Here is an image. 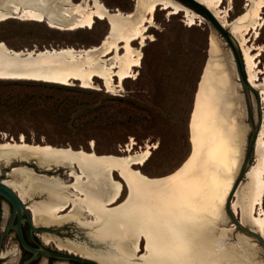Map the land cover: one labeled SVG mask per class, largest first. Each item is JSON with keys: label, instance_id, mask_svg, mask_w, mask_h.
Listing matches in <instances>:
<instances>
[{"label": "bare ground", "instance_id": "6f19581e", "mask_svg": "<svg viewBox=\"0 0 264 264\" xmlns=\"http://www.w3.org/2000/svg\"><path fill=\"white\" fill-rule=\"evenodd\" d=\"M202 1L218 17L222 0ZM159 5L170 13L184 10L190 24L199 17L175 0H136L134 12L112 10L100 0H0V21L7 18L34 20L61 30L92 27L96 18L109 23V31L101 42L84 48L15 50L0 40V79L58 84L78 80L92 87L96 76L105 79L108 85H114L117 76L121 85L141 62V51L132 46V41L140 39L144 43ZM263 6L264 0H247L246 11L238 18L244 20L252 16L253 20L244 25L239 36L236 32L240 27L230 31L239 44L248 81L259 90L263 118L255 142L256 160L246 172L247 189L235 190L231 209L238 215L240 207L241 223L248 224L262 237L264 81L259 80V70L256 71V57L260 52L251 53L254 47L245 45L249 38L244 34L252 29L255 36L258 35L263 23L260 16ZM218 49L216 40L210 38L209 58L198 84L190 120L191 154L173 173L149 177L139 170L137 165H144L151 155V145L133 152L132 141L123 148L124 154H96L83 149L29 144L21 135L19 141L0 142V165L34 159L43 168H69L68 175L73 182L65 184L58 176L38 174L25 165L13 167L12 178L1 181L12 188L21 201L46 192L45 200L28 206L34 221L47 225L78 220L90 240L71 245L100 264H260L254 260V251L247 240L229 243L224 231L213 234L211 228L214 220L219 219L215 215L218 201L223 200V195L232 187V179L226 176L237 167L242 132L236 122L237 108L229 91L228 74L216 58ZM115 171L123 182L114 178ZM123 185L128 190L126 199L110 207L121 197ZM68 208L65 216L59 214ZM85 215L92 217L89 223L80 220ZM142 237L148 253L135 258ZM177 246L181 250H177Z\"/></svg>", "mask_w": 264, "mask_h": 264}, {"label": "rangeland", "instance_id": "374dc122", "mask_svg": "<svg viewBox=\"0 0 264 264\" xmlns=\"http://www.w3.org/2000/svg\"><path fill=\"white\" fill-rule=\"evenodd\" d=\"M100 1L108 8L119 9L122 12H134L136 8V0ZM197 1L204 3L202 0ZM246 2L247 0H222L216 17L229 31L236 29V26L240 27L236 32L238 36L244 25L253 20L252 16L244 20L238 18L246 11ZM190 10L199 16L195 18L193 24H190L184 10L170 13L160 5L157 7L153 14V22L146 31L144 43L142 44L140 39L132 41V46L141 51L140 65L133 67L134 71L121 82V85L117 76L114 77V85H108L105 79L96 76L92 87H87L78 80L57 84L29 79H0V142L11 139L19 141L22 135L23 140L29 144H49L54 147L94 151L96 154L121 155L124 154L123 148L125 149L127 144L133 141V152L145 148L146 145L152 146L151 155L145 164L137 165L143 174L149 177L171 174L180 168L191 154V114L198 84L209 58V39L214 38L219 48L216 58L223 64L228 74L229 91L235 98L234 103L237 108L236 122L242 130L239 134L237 167L226 176L227 178L224 177L232 179L231 186L251 134L247 100L238 80L228 44L210 21L197 11ZM260 16L263 18V23L258 28V35L255 36L251 29L248 34H244V37L249 38L245 45L254 47L251 48V53L260 52L256 57L258 67L256 71L259 70V80L264 81V6ZM108 31L109 23L105 19L98 18L95 19L92 27L74 30L51 28L45 22L23 21L19 18L0 21V40L15 50L34 47L39 49L63 46L89 47L99 44ZM120 51L123 53L124 49ZM66 89H73L76 92ZM249 104L251 117L256 123L259 109L253 91H249ZM255 157L256 152L251 155V166L255 163ZM0 166L5 169L3 173L0 168V180L11 179L10 167L3 164ZM28 166L32 165L28 164ZM34 168L37 172H45ZM69 171V168L59 167L46 174L58 176L63 183L71 184L73 178L68 175ZM113 176L123 182L116 171ZM248 182L249 178L245 176L237 189L246 191ZM229 188L223 195V200L218 201V211L215 215L219 219L214 220L215 223L212 224L213 234L224 231L229 237H227L229 243L239 239L247 240L254 251V260L264 264V249L260 242L255 237L236 229L225 211V199ZM127 192L126 185H123L121 197L109 206L114 207L124 201ZM46 196V192H43L34 197L27 196L23 201L27 206H31L33 202L45 200ZM68 210L69 208L60 211L59 214L65 216ZM28 211L32 215L31 210ZM235 215L241 218L240 207L238 215ZM91 219L90 215H85L80 220L89 223ZM79 224L80 222L75 219L47 224V227L56 229L57 232L43 231L39 235L40 237L42 234L47 235L49 238L47 246L56 248L57 245H61L64 247L62 248L64 252H67L65 249L67 248L71 249L70 253L77 255L81 253L82 257L89 260L87 264H99L95 259L73 247V244H85L90 240L86 229ZM244 225L249 227L246 223ZM8 241L3 248V255L15 248L14 241ZM147 253L146 240L142 237L134 257L142 258ZM44 261L46 262L45 258H41L35 264H42ZM48 263L79 264L72 260L51 258ZM0 264H17V255L11 254L1 258Z\"/></svg>", "mask_w": 264, "mask_h": 264}, {"label": "water", "instance_id": "95a60500", "mask_svg": "<svg viewBox=\"0 0 264 264\" xmlns=\"http://www.w3.org/2000/svg\"><path fill=\"white\" fill-rule=\"evenodd\" d=\"M176 1H178L179 3L183 4L184 6L190 8V9L197 11L204 18H206L208 21H210V23L214 26V28L217 30V32L221 35V37L228 44L230 51L232 53L234 63H235V67H236L237 74H238V80L240 81V83L244 89L245 97L247 100V113L249 115V122L251 125V134H250V137H249V140H248V143H247V146H246L244 156H243V159L241 161L239 170H238L237 175L233 181L232 187H231V189L227 195V198L225 201V211L231 220V224H233V226H235L236 229L242 231L243 233H245L247 235L255 237L260 242V244L262 245V247L264 249V238L260 234H258L256 231H254L251 227H246L244 224H242L240 219L236 217L235 213H233V211L231 209V200H232L234 192L237 189L238 185L240 184L241 180L246 176V172H247L248 167L250 165L251 155L255 152V142H256L257 134H258L259 129H260L261 124H262L263 118L261 115V98H260L259 90L252 87L248 81L246 70H245V65H244V61H243V57L241 54L239 44H238L237 40L233 37V35L230 33V31L227 30L217 20V18L214 16V14L207 7H205L203 4H201L197 0H176ZM249 91L254 92L255 97H256V104H257V107L259 109V115L257 117L256 123L253 121V118L251 117L250 104H249ZM63 148H66V147H63ZM68 148H70V147H68ZM17 163H22L23 165L27 166L28 168L33 169V171L35 173L45 174V175H47L46 173L49 171H55V170L59 169L58 167H52V166L43 168V167L38 166L34 159H29V160H25V161H17V160L12 161L8 165L10 167V170L13 167H17V165H13V164H17ZM28 164H31L32 166H28ZM34 167H36L37 170H39V171H45V172H37ZM60 168H63V167H60ZM4 170L5 169H1V171H4ZM0 195L4 196L7 200H9L13 206L14 213L17 212L19 219H18L17 224L15 225V228L18 232L19 239H20L21 243L23 244V246L25 248L31 250L33 253L32 256H30L29 258L24 260L22 262V264H28L29 262H31L33 259H35L37 257L38 253H42L46 256H51V257H56V258L74 260V261L79 262L80 264H85L86 262L89 261L87 258L82 257L81 255H77L75 253H70L69 251H67L65 253V252H60V251L48 250V249H45L43 247L42 248H33V247L29 246L23 240V237L21 235L20 228H19V221L22 219V216H21L22 212H24L27 215V220H28L30 227L32 229L41 230V231H43V230L44 231H55V232L57 230L56 229H50L49 227H45V226L44 227H34L32 217L29 216V214L27 213V210H26L27 204H25V202L21 201V199L19 198L17 193L12 188H10L6 184H4L1 180H0ZM1 239H2V236H0V243H1Z\"/></svg>", "mask_w": 264, "mask_h": 264}, {"label": "flooded vegetation", "instance_id": "af4514ba", "mask_svg": "<svg viewBox=\"0 0 264 264\" xmlns=\"http://www.w3.org/2000/svg\"><path fill=\"white\" fill-rule=\"evenodd\" d=\"M0 168H1V166H0ZM4 171H2V172L4 173ZM28 209L29 208L27 206L26 210H27V213L29 214V216L32 217L34 227H44V226L47 227L46 224L36 223L33 219V216L30 215ZM21 216H22V219L19 221L20 232H21V235L23 237V240L29 246H31L33 248H42L43 247V248L48 249V250L64 252V251H62V248L64 249V247H58V245L56 246V248L47 246V243L49 241V238H47V235L42 234L41 237L39 235V233L43 232L44 230L41 231V230L32 229L30 227L28 220H27V215L24 212H22ZM18 219H19L18 214H17V212L14 213L13 206L10 203V201L7 200L4 196L0 195V236H2L1 243H0V259L3 257L10 256L11 254L12 255L14 254V255H17V264H22V262L24 260H26L27 258H29L30 256H32L33 253L31 250L25 248L19 239L18 232L15 228V225L17 224ZM34 224H36V225H34ZM38 225H40V226H38ZM53 232H55V231H53ZM8 240L14 241L15 248L13 250L8 251V252L6 251L7 253L5 255H3L4 254L3 248L5 247L6 242H9ZM65 249L70 252V250H68L67 248H65ZM41 258H45V260H46V262L44 261L42 264H49L48 262H49L50 258L56 259V260L57 259L68 260V259L46 256L42 253H38L37 257L35 259H33L31 262H29L28 264H35ZM72 261H74V260H72ZM96 262L98 263V261H96ZM87 263L88 262H86L85 264H87ZM59 264H66V263H59Z\"/></svg>", "mask_w": 264, "mask_h": 264}, {"label": "trees", "instance_id": "16d2710c", "mask_svg": "<svg viewBox=\"0 0 264 264\" xmlns=\"http://www.w3.org/2000/svg\"><path fill=\"white\" fill-rule=\"evenodd\" d=\"M46 82V81H45ZM53 83V82H52ZM58 84V83H57ZM66 90H68V91H70V92H76V90H73V89H66Z\"/></svg>", "mask_w": 264, "mask_h": 264}, {"label": "snow or ice", "instance_id": "6c2138e0", "mask_svg": "<svg viewBox=\"0 0 264 264\" xmlns=\"http://www.w3.org/2000/svg\"><path fill=\"white\" fill-rule=\"evenodd\" d=\"M177 250H181V249H179V246H177ZM176 264H179V262H176Z\"/></svg>", "mask_w": 264, "mask_h": 264}]
</instances>
